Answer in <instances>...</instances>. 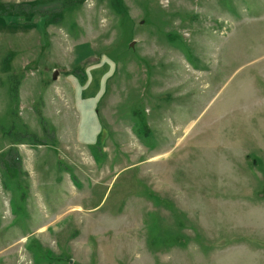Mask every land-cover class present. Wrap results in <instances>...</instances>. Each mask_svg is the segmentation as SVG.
<instances>
[{
    "label": "rangeland",
    "instance_id": "rangeland-1",
    "mask_svg": "<svg viewBox=\"0 0 264 264\" xmlns=\"http://www.w3.org/2000/svg\"><path fill=\"white\" fill-rule=\"evenodd\" d=\"M2 2L0 264H264V0Z\"/></svg>",
    "mask_w": 264,
    "mask_h": 264
},
{
    "label": "trees",
    "instance_id": "trees-1",
    "mask_svg": "<svg viewBox=\"0 0 264 264\" xmlns=\"http://www.w3.org/2000/svg\"><path fill=\"white\" fill-rule=\"evenodd\" d=\"M27 7V8H26ZM29 8V5L27 4H17V3H9V2H2L0 3V17L8 14H18L20 16H24L27 18L30 17L33 14H36L34 10ZM40 14V12H39Z\"/></svg>",
    "mask_w": 264,
    "mask_h": 264
}]
</instances>
